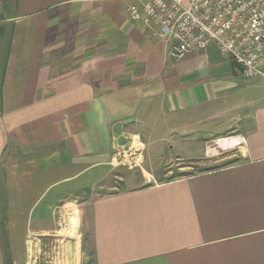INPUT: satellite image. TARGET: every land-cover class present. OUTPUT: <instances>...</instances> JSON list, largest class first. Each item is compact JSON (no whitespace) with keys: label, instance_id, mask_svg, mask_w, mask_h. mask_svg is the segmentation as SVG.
<instances>
[{"label":"crops","instance_id":"0c3cea01","mask_svg":"<svg viewBox=\"0 0 264 264\" xmlns=\"http://www.w3.org/2000/svg\"><path fill=\"white\" fill-rule=\"evenodd\" d=\"M140 1L0 2V264H264V79L173 61Z\"/></svg>","mask_w":264,"mask_h":264},{"label":"built area","instance_id":"2783aa9c","mask_svg":"<svg viewBox=\"0 0 264 264\" xmlns=\"http://www.w3.org/2000/svg\"><path fill=\"white\" fill-rule=\"evenodd\" d=\"M127 13L168 45L175 62L214 47L244 79H264V0H146L128 6ZM138 154L129 148L119 155L125 164L140 167Z\"/></svg>","mask_w":264,"mask_h":264},{"label":"rangeland","instance_id":"374dc122","mask_svg":"<svg viewBox=\"0 0 264 264\" xmlns=\"http://www.w3.org/2000/svg\"><path fill=\"white\" fill-rule=\"evenodd\" d=\"M1 1L2 0H0V2ZM136 145H138V143ZM163 154H165V153H163ZM164 161L165 162L163 164H161V166L165 170L166 169L169 170L172 165H177V164H182L183 167L184 166H188L189 164H193L194 166L192 167V169L188 171L190 175L199 174L200 172H205V170H209L207 168L198 167L199 164H196V162H192V161H183V162H181L180 160H178V161L175 160L174 163L169 162V159L168 160H164ZM195 165H197V166H195ZM159 166H160V164L157 161L156 162V167H159ZM177 168H179V167H177ZM132 172L133 173H131V172H125V175L133 176V175L137 174L136 173V170H132ZM183 176H189V175L188 174H184ZM177 178H181V176L179 174H175V175H173L172 177H170L168 179H170V180H173L174 179L175 180ZM136 184H137V182H136ZM136 184H131V185H136ZM118 188H120V190H121V189H124L126 187H122V184H120ZM77 222H78L77 218H74L73 217L71 228H72V233H73V237L74 238H78L79 237L78 236V230L76 228ZM41 242H44V241L42 240ZM54 244H56V239H54V238H51V239L49 238V239H47L46 242H44L43 248H42L43 249L42 252H43V254L45 253V255H43L41 258H39L37 260L38 263L40 262L41 264H45L46 262L52 261L53 254H52V250H51V245H54ZM60 245H63V244H60ZM55 252L58 253L59 250L57 249V250H55Z\"/></svg>","mask_w":264,"mask_h":264},{"label":"water","instance_id":"95a60500","mask_svg":"<svg viewBox=\"0 0 264 264\" xmlns=\"http://www.w3.org/2000/svg\"><path fill=\"white\" fill-rule=\"evenodd\" d=\"M134 120L133 119H131V120H127V121H125V123L127 124V123H130V122H133Z\"/></svg>","mask_w":264,"mask_h":264}]
</instances>
